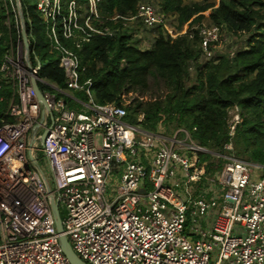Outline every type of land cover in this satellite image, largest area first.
Returning a JSON list of instances; mask_svg holds the SVG:
<instances>
[{
    "label": "built area",
    "instance_id": "obj_1",
    "mask_svg": "<svg viewBox=\"0 0 264 264\" xmlns=\"http://www.w3.org/2000/svg\"><path fill=\"white\" fill-rule=\"evenodd\" d=\"M9 3L17 35L5 44L0 65V81L11 91L0 112V264H69L46 183L65 209L63 235L86 264H264V165L236 159L229 142L221 170L208 176L206 163L197 161L205 150L186 131L177 132L182 139L138 135L125 109L96 104L91 82H80L77 52L92 38L109 36L107 23L162 28L171 38L186 34L187 25L176 34L168 17L148 2L121 17L103 15L101 0H35L64 74L61 90L38 76L41 67L31 64L29 46L21 41L17 3ZM193 29L200 57L213 59L225 30L203 23ZM72 92L86 96L85 103L73 99L82 110L66 103ZM230 111L232 138L239 115L236 108ZM41 129L48 130L39 145ZM28 152L34 160L42 154L51 177Z\"/></svg>",
    "mask_w": 264,
    "mask_h": 264
},
{
    "label": "trees",
    "instance_id": "obj_2",
    "mask_svg": "<svg viewBox=\"0 0 264 264\" xmlns=\"http://www.w3.org/2000/svg\"><path fill=\"white\" fill-rule=\"evenodd\" d=\"M140 1L101 0V13L127 17L135 14ZM20 5L31 64L39 61L42 66L38 76L65 89L58 55L50 52L35 3L20 0ZM158 6L168 18H175L176 26L171 28L176 34L185 25L187 33L171 38L158 28L151 48L141 50L132 30L123 29L119 22L107 23L111 27L109 36L92 38L77 52L80 82H91L90 93L96 104H115L125 109L126 122L140 125L146 133L171 124L186 131L205 150L198 153L197 161L198 165L206 163L208 176L221 170L224 159L218 164L211 160L213 154L227 153L224 145L229 142L236 159L264 165V1L198 0L184 4L182 0H158ZM204 19L234 35L249 34L246 47L232 58L220 55L200 64L201 50L193 27ZM0 33L1 65L5 44L17 35L9 0H0ZM150 81L160 87L156 95L150 92ZM0 86L1 112L7 107L11 91L4 82L0 81ZM73 99L87 102L84 93L72 92L65 101L75 110L83 107ZM233 108L237 109L239 123L230 138L228 120Z\"/></svg>",
    "mask_w": 264,
    "mask_h": 264
},
{
    "label": "rangeland",
    "instance_id": "obj_3",
    "mask_svg": "<svg viewBox=\"0 0 264 264\" xmlns=\"http://www.w3.org/2000/svg\"><path fill=\"white\" fill-rule=\"evenodd\" d=\"M184 4H190V3H193V2H196L198 0H182ZM211 2H215V0H209ZM260 1H264V0H260ZM25 2L27 4H34L35 3V0H25ZM141 2H148V3H151L153 4L154 6L158 7V0H141ZM263 15H264V11H263ZM167 22L172 25L170 27H175L176 26V20L174 17H170L168 18ZM202 23L206 26H208L210 23L207 19H204L202 21ZM263 24H264V18H263ZM183 30H185V27L183 28ZM133 31V37L134 39L138 40L139 41V48L141 50H146V49H150L151 48V45L153 43V40L154 38L158 35V28H154V29H143L141 27V25L139 24H135V29L132 30ZM249 38V34H242V35H234L232 33H230L229 31L225 30L223 35H222V40L223 42H221L222 44L218 47H216V50L215 52L213 53V56L214 59L220 57V55H223V56H227L229 54V52L234 49V50H241L243 48L246 47V41L247 39ZM206 60H204L203 57H200L199 58V63L200 64H203L205 63ZM190 72L193 74V68L191 67V70ZM149 86H150V92L152 94L155 93V95L157 93H159V90H160V87L157 88L156 87V84L153 83L152 81L149 82ZM161 92V91H160ZM130 102V99L127 100ZM229 115H231V111L229 113ZM140 120H142V117L140 116L139 117ZM231 119V117H230ZM128 121V119H126ZM137 126V128L141 131L139 132L138 135H141L142 132H144V130H142L141 126L140 125H135ZM43 129L40 130L39 132V136L41 135ZM176 132H179V130H177L172 124L169 125L168 127H159L158 130L155 132V134L157 135H161L162 137L166 138V139H169L171 138ZM180 139H182L181 137H179ZM39 143V142H38ZM40 145V143H39ZM230 154L228 153H223V155L221 154V156L219 154H213V159L211 160V162L213 163H216L218 164L220 162L219 159H224V157H227L229 156ZM35 161H36V164H37V167L41 168L42 170L45 171V173L51 177V173L49 172V170L46 171L47 169V166H46V162L45 160L43 159L42 157V154L41 153H37L35 154ZM221 163H224L221 161ZM114 187V185H113ZM108 193L111 195L113 192L112 191H108ZM109 195V196H110ZM59 214L62 215L61 219H63V214L65 212V209H64V206L62 204H59Z\"/></svg>",
    "mask_w": 264,
    "mask_h": 264
},
{
    "label": "water",
    "instance_id": "obj_4",
    "mask_svg": "<svg viewBox=\"0 0 264 264\" xmlns=\"http://www.w3.org/2000/svg\"><path fill=\"white\" fill-rule=\"evenodd\" d=\"M15 1L17 3V8H18V12H19V21L21 24V29H20L21 41H22L24 47L28 48L29 45H28V39H27V32H26V28H25V18H24V15L22 13V10H21L20 0H15ZM37 66H39V67L42 66L39 61H37ZM31 84H32V87L34 89V92L36 94L37 99L42 102L43 106H45V104L43 103V100H42V95L38 89V85H37L36 81L32 80ZM47 130L48 129L43 130V132L41 133V135L38 138V142L40 143V145L43 143V141L45 139V136L47 134ZM28 158L32 163H35V160L33 159L30 152H28ZM46 187H47L48 193H50L49 207H50L52 216L54 218V225H55L56 232L59 235L58 236V243H59V246H60V249H61L63 255L65 256V258L67 259L69 264H86L80 258H78L76 256V254L73 252L69 242L67 241L66 237L63 235L62 221H61V217L59 214L58 203L56 200L53 199V196L51 194V189L47 183H46ZM140 192H143V191H140Z\"/></svg>",
    "mask_w": 264,
    "mask_h": 264
},
{
    "label": "crops",
    "instance_id": "obj_5",
    "mask_svg": "<svg viewBox=\"0 0 264 264\" xmlns=\"http://www.w3.org/2000/svg\"><path fill=\"white\" fill-rule=\"evenodd\" d=\"M22 10V9H21ZM23 13V12H22ZM27 39H28V37H27ZM174 135H180L179 137H183L182 135H184L183 133H178L177 134V132L174 134Z\"/></svg>",
    "mask_w": 264,
    "mask_h": 264
}]
</instances>
